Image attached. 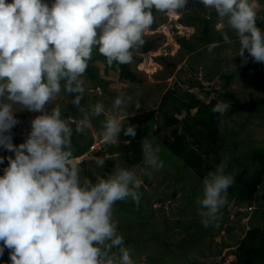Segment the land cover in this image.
I'll use <instances>...</instances> for the list:
<instances>
[{"label": "clouds", "instance_id": "9594fccd", "mask_svg": "<svg viewBox=\"0 0 264 264\" xmlns=\"http://www.w3.org/2000/svg\"><path fill=\"white\" fill-rule=\"evenodd\" d=\"M200 3L215 13V28L224 43H232L229 32L235 34V57L243 63L249 57L264 63L257 0ZM187 4L188 0H0V149L14 153L0 175V257L8 249L11 264H138L118 232L113 210L118 201L139 204L140 177L134 169L117 167L93 181L81 175L72 150L74 132L91 129L93 118L101 114L103 142L116 143L121 132L135 137L136 126L128 123L135 113L127 110L121 94L111 110L97 102L73 122L55 101L63 90L83 111V77L93 49L109 65L129 63L133 50L145 44L153 10L171 16ZM216 46L209 45L208 51ZM46 105L52 106L50 112ZM228 109L221 101L212 111L223 115ZM22 110L40 114L31 121L25 142L17 146L12 130ZM141 151L144 175L163 167L160 148L149 138L141 142ZM4 163L0 156V165ZM97 164L102 167L103 159L97 158ZM225 168L226 161L221 162L202 179L203 194L196 204L206 228L216 224L228 203L229 187H234L235 178ZM250 211L264 209L255 204Z\"/></svg>", "mask_w": 264, "mask_h": 264}, {"label": "rangeland", "instance_id": "374dc122", "mask_svg": "<svg viewBox=\"0 0 264 264\" xmlns=\"http://www.w3.org/2000/svg\"><path fill=\"white\" fill-rule=\"evenodd\" d=\"M192 3L196 13L205 15L210 12L200 0H193ZM257 3L258 27L264 30V0H257ZM157 16L162 18L157 20V29L152 30L150 27L143 37L151 41L152 47L146 52L135 49L132 53V56L143 59L132 66L133 71L142 79V84H129L120 79L118 72L112 73L105 70L104 65H98L94 67V71L109 83L107 91L116 92L106 96L108 103L105 104L104 94H101L103 91L92 90L89 78L84 75L87 94L82 100L83 111L80 108L74 110L82 118L89 106L100 102L108 111L112 109L117 96L123 94L127 110L135 113L129 117L128 123L136 126V136L132 139L121 132L116 143L103 142L99 133L105 117L101 114L93 118L91 129L79 134L83 138L78 142L86 144L91 140L94 148L77 158V162L81 175L93 181L97 176L106 177L117 167L129 169L131 166L130 170L134 169L140 177L142 184L139 189V204L131 199L118 201L113 210L118 232L124 237L125 246L138 264H230L235 259V249L248 229L262 227L258 222L264 216L260 211L250 216V210L255 204L262 206V201H238V192L242 187L240 182L245 183L257 167L254 163V151H264V63L254 62L251 57L247 63H243L241 57H235L239 48L235 34L229 32L232 43L226 44L216 28L214 44L217 46L212 52L204 47L196 56H190L177 40L182 37L192 39L197 30L179 23L183 13L169 16L165 12H158ZM245 55H248L247 52ZM223 75L233 77L227 87L224 85ZM191 78L198 79L203 85V89L197 87L191 92L206 103L212 99L228 103L220 98V94L230 90L251 107L234 116H229V107L220 117V133L226 138L227 147L223 154V162L226 161L225 172L233 175L236 187L229 190L228 203L220 210L216 224L207 228L201 224L199 206L196 204L197 197L203 194V178L186 167L155 138L160 123L157 110L162 95L176 83L184 84ZM182 87L189 89V85ZM92 93L97 96V102L93 104L89 101ZM71 101L72 97L62 90L55 103L60 104L65 118L75 122L71 113ZM51 107L46 105V111L50 112ZM39 114L23 110L17 112L19 123L13 131L18 133L20 128L24 129L26 140L31 131V121ZM23 121H26L25 128L22 127ZM145 138H149L154 146H159V156L163 161V167L158 171L154 170L151 176L144 175L141 142ZM102 151V157L95 156ZM260 157L264 159L263 155ZM97 158L103 159L102 167L97 164ZM129 161L135 162L129 164ZM261 195L264 196V185L258 193L259 199ZM228 225L232 229L226 233ZM0 264H11L8 249L0 257Z\"/></svg>", "mask_w": 264, "mask_h": 264}, {"label": "trees", "instance_id": "16d2710c", "mask_svg": "<svg viewBox=\"0 0 264 264\" xmlns=\"http://www.w3.org/2000/svg\"><path fill=\"white\" fill-rule=\"evenodd\" d=\"M192 1L188 0L187 6L179 11L183 13L179 23L185 27L195 28L197 32L193 35L192 39L182 37L177 42L190 56H196L195 54L202 50V48L208 47L216 41L214 37L216 17L214 12H209L205 15L196 13ZM158 12L160 11L153 10L154 22L150 26L152 30L157 29V20L162 19L158 18ZM144 41L145 44L136 50L146 52L152 47L149 39H144ZM142 60L140 57L132 56V60L129 63H114L109 65L106 58L99 54L98 50L93 49L84 75L89 78L92 90L103 91L101 94H104L103 98L105 104H107L106 96L113 95L116 91H107L109 83L97 75L98 73L94 71V67L101 66L102 64L105 66V70H109L112 73L118 72L121 80L137 85L142 84L143 81L133 71L132 66L136 62H142ZM172 67L175 66L173 65ZM223 79L225 81L224 85L227 87L231 84L233 77L231 75H223ZM183 85H189V89H183ZM197 87L203 89L202 83L196 78H191L188 79L187 83H176L162 95L157 110L160 123L155 132V138L172 155L180 159L186 167L203 178L208 172L215 170L216 166L223 162V154L227 147L226 138L220 133L219 128L221 114L212 111L219 100L212 99L209 103L204 102L195 93L191 92L192 89ZM85 94H87L86 91ZM220 98L228 101L230 107L229 116H234L237 113L246 112L251 109L249 104L244 103L234 91L226 90L220 94ZM89 101L91 104L97 102V96L92 93ZM75 108L77 109L73 105L71 113L73 119L76 121L80 119L81 115L74 111ZM180 117L183 118L180 119ZM22 127H26V121L22 122ZM19 130L20 132L18 133L12 130L13 143L17 146L25 142L26 131L22 128ZM82 138V135H79L78 138L74 136L72 138V150L76 158L82 157L94 145L91 140L86 144L78 142ZM259 154L264 156V151H254L256 170L252 172L245 183H243L244 181L240 182L242 187H240L238 192L239 202L253 201L255 203L256 199L259 202L262 200V196L259 199L258 193L262 189L259 190V186L262 187L264 185V159L262 160ZM10 155L14 157V153L0 149V156L5 157V163L0 165V175L3 174V168L8 165L7 157ZM103 155V151L95 154L96 157H102ZM132 162L135 161H129V164H133ZM128 168L130 169L131 166ZM260 204H262V209H264V203ZM252 213L254 212L250 211V216ZM252 216L257 217L259 215ZM224 222L225 220L222 222V225ZM258 223L262 227H251L248 229L245 237L235 249L233 253L235 259L230 264H264V216L260 218Z\"/></svg>", "mask_w": 264, "mask_h": 264}, {"label": "water", "instance_id": "95a60500", "mask_svg": "<svg viewBox=\"0 0 264 264\" xmlns=\"http://www.w3.org/2000/svg\"><path fill=\"white\" fill-rule=\"evenodd\" d=\"M73 136H77V134L74 132V135ZM132 137V136H131ZM132 139H134V137H132ZM233 189V185H231L230 187H229V190H232ZM241 212V211H240ZM237 217V216H236ZM232 229V227L231 226H227L226 227V229H225V232L226 233H229L230 232V230Z\"/></svg>", "mask_w": 264, "mask_h": 264}, {"label": "built area", "instance_id": "2783aa9c", "mask_svg": "<svg viewBox=\"0 0 264 264\" xmlns=\"http://www.w3.org/2000/svg\"><path fill=\"white\" fill-rule=\"evenodd\" d=\"M94 148V145L91 147V150Z\"/></svg>", "mask_w": 264, "mask_h": 264}]
</instances>
